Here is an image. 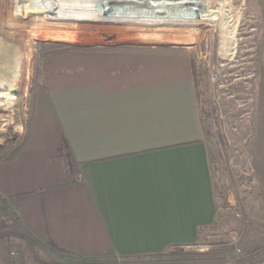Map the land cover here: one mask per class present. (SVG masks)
<instances>
[{
  "label": "crops",
  "instance_id": "1",
  "mask_svg": "<svg viewBox=\"0 0 264 264\" xmlns=\"http://www.w3.org/2000/svg\"><path fill=\"white\" fill-rule=\"evenodd\" d=\"M169 48L75 50L44 64L29 128L0 156V193L19 236L58 262L154 259L216 222L193 70Z\"/></svg>",
  "mask_w": 264,
  "mask_h": 264
},
{
  "label": "rangeland",
  "instance_id": "2",
  "mask_svg": "<svg viewBox=\"0 0 264 264\" xmlns=\"http://www.w3.org/2000/svg\"><path fill=\"white\" fill-rule=\"evenodd\" d=\"M108 47H170L168 54L186 56L218 216L197 244L174 246L154 259L73 264H264V0H0V156L28 130L51 56ZM11 219L1 200L0 264L11 263L13 249L21 264H71L19 236Z\"/></svg>",
  "mask_w": 264,
  "mask_h": 264
},
{
  "label": "built area",
  "instance_id": "3",
  "mask_svg": "<svg viewBox=\"0 0 264 264\" xmlns=\"http://www.w3.org/2000/svg\"><path fill=\"white\" fill-rule=\"evenodd\" d=\"M16 220V219H15ZM14 219H11L10 220V223L13 225V226H16V230H17V227H18V223H17V220L15 221ZM19 251L17 250V249H13L12 251H11V259H10V261H11V263L10 264H21L20 263V261H19ZM252 254L253 253H247L246 254V257H248V256H250V257H252ZM255 261H260V257H258V258H256V260Z\"/></svg>",
  "mask_w": 264,
  "mask_h": 264
},
{
  "label": "trees",
  "instance_id": "4",
  "mask_svg": "<svg viewBox=\"0 0 264 264\" xmlns=\"http://www.w3.org/2000/svg\"><path fill=\"white\" fill-rule=\"evenodd\" d=\"M4 201L5 203H7V200H6V198L5 197H3V195L0 193V201ZM8 205V204H7ZM12 212H13V215L16 217V220H17V216H16V214L14 213V211L12 210ZM17 234H18V231H15Z\"/></svg>",
  "mask_w": 264,
  "mask_h": 264
},
{
  "label": "bare ground",
  "instance_id": "5",
  "mask_svg": "<svg viewBox=\"0 0 264 264\" xmlns=\"http://www.w3.org/2000/svg\"><path fill=\"white\" fill-rule=\"evenodd\" d=\"M137 1H138V2H143V1H147V0H137ZM8 54H9V53H8ZM5 56H6V55H5ZM1 72H2V71H1ZM4 74H5V73H4ZM7 74H8V73H7ZM12 82H13V81H12ZM9 83H11V82L9 81ZM10 85H11V84H10ZM10 85H9V86H10ZM4 86H5V85H4ZM5 88H6V87H5ZM7 93H8V92H7ZM7 93H6V94H7ZM2 95H3V94H2ZM9 95H10V94H9Z\"/></svg>",
  "mask_w": 264,
  "mask_h": 264
}]
</instances>
